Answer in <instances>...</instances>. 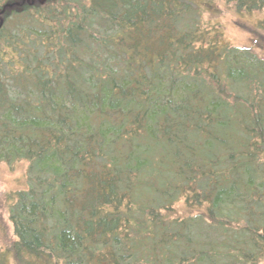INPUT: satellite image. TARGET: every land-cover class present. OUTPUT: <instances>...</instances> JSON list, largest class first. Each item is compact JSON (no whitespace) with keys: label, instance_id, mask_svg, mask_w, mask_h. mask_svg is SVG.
<instances>
[{"label":"trees","instance_id":"obj_1","mask_svg":"<svg viewBox=\"0 0 264 264\" xmlns=\"http://www.w3.org/2000/svg\"><path fill=\"white\" fill-rule=\"evenodd\" d=\"M215 1L0 0V264H264V36Z\"/></svg>","mask_w":264,"mask_h":264},{"label":"rangeland","instance_id":"obj_2","mask_svg":"<svg viewBox=\"0 0 264 264\" xmlns=\"http://www.w3.org/2000/svg\"><path fill=\"white\" fill-rule=\"evenodd\" d=\"M215 5L213 10L216 14H208L211 11L203 9L202 18L206 23L221 26L224 39L231 46H252L254 42L259 41V36L255 33L264 36V33H261L256 25L258 21L264 19V10L254 11L248 15H239L223 1L216 0ZM26 168V161H20L13 165L0 163V251L14 240L12 225L8 219V206L12 202L9 196L27 188ZM2 264H14V262L6 256Z\"/></svg>","mask_w":264,"mask_h":264}]
</instances>
